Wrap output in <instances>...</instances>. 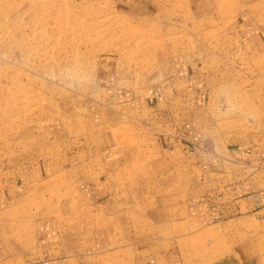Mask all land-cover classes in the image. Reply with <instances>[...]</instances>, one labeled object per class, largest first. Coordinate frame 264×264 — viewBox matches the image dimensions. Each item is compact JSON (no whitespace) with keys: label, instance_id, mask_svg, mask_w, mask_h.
<instances>
[{"label":"rangeland","instance_id":"374dc122","mask_svg":"<svg viewBox=\"0 0 264 264\" xmlns=\"http://www.w3.org/2000/svg\"><path fill=\"white\" fill-rule=\"evenodd\" d=\"M251 3L0 0V247L21 222L66 264H264Z\"/></svg>","mask_w":264,"mask_h":264},{"label":"crops","instance_id":"0c3cea01","mask_svg":"<svg viewBox=\"0 0 264 264\" xmlns=\"http://www.w3.org/2000/svg\"><path fill=\"white\" fill-rule=\"evenodd\" d=\"M252 10L259 11L261 13L264 10V0H251ZM255 13L252 18H254L255 25L254 28V35L249 38L248 41L254 42L255 44L264 46V18L262 14ZM241 21H237L236 25L239 24ZM242 27H246L245 24ZM169 105H165V103L160 102L159 106H168L171 107L177 103L174 99L166 100ZM191 108V107H190ZM44 173L48 175V172L55 171V167H45ZM43 172H41L42 174ZM43 173V174H44ZM52 173V172H51ZM39 174V173H38ZM40 179V178H39ZM8 202L4 201V203ZM13 210L17 211V207ZM5 213H10L12 210L10 208L7 209V206L4 207ZM21 214V212H17V214ZM7 230H10L11 227L8 223L5 225ZM17 227L22 232H17V236H27L32 238L24 239L21 242L22 238L17 239V246L14 249L8 247H0V264H64L69 260H74V258L69 257L67 253V249L64 248L62 244V239L60 235L53 233H48L46 238L41 240H35L33 237L38 234V225L34 224V227L28 228L27 224L22 225L21 222H18ZM50 230V228H49ZM63 238V237H62ZM13 248V247H12ZM66 264V263H65Z\"/></svg>","mask_w":264,"mask_h":264}]
</instances>
